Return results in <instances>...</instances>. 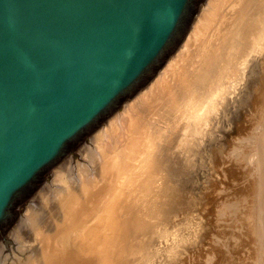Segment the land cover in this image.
Masks as SVG:
<instances>
[{
  "label": "rangeland",
  "instance_id": "1",
  "mask_svg": "<svg viewBox=\"0 0 264 264\" xmlns=\"http://www.w3.org/2000/svg\"><path fill=\"white\" fill-rule=\"evenodd\" d=\"M260 1L261 0H257V1L253 0L251 2V4H249L247 6V8H245L246 7L245 4H247V1H246V3L244 1L242 4H240L238 10L235 9L236 11L235 10L231 11V9L234 7V5L233 6L231 5V3L234 2L232 0H229V2H228V0H218V2L215 0H209L208 1L207 6L203 10V12H205L207 10L206 13H208V11H209L211 13L212 17H210V15L208 14L209 17H207V19L204 20V22L206 24L203 22L204 24L202 25V29L200 31L202 34L201 33H198L200 35L197 34L196 41H195L196 45L193 44L191 46V50H190L191 53L186 60L187 62L184 64L183 67L179 68V71L181 73L180 75H178L179 81L177 78H175L176 76L170 78V80H167V77L169 75L168 76L164 75V77L166 79L164 77H162V79L165 81H163L161 79L162 81H160V83L158 84V87L156 86V90L158 91V93H157L158 95L159 94L160 95L165 94L166 93L165 91H167V90H170L172 92L174 91L175 95H174V99H172V100L171 99L169 100V97H164L163 101L159 100V102H161V104L158 103L160 105V109L158 110V114H157L158 116L156 114H154V115L152 114L151 123L149 124V125H151V124L154 125L156 123L155 126L152 125L153 127H152L151 132H150L151 133V136L149 138L150 140H149V143L147 144L149 147H146L145 150H141V152L138 156L133 155L130 157V156H127V154L125 153L126 147L129 145L130 141L132 140V136H133L132 131H129L127 129V124L129 123L130 119H133L135 109L139 107L138 108V110H139L140 108L143 107V105H140L139 101L137 104V100H139L138 99L139 97H138L135 101H133L132 103H130L127 106V108L128 107H130V108L134 107L133 110L131 109L132 110L131 112L130 111H129V113L125 112L127 110V108H126L125 111H123V113L119 119H116V120L111 122V124L116 129L109 131L106 127L100 133V135L102 134V138L101 139L96 138L93 141V146L87 147V149L84 150L83 153L81 154L80 159H77V161L75 163H69L66 166L57 170L59 172L62 171L63 177H61L60 179H56V177L54 176L55 179L53 178L51 185L48 187V189L35 202V204H33L31 206V208H30L31 212L30 211L27 212L25 220H24L23 224L21 225V228L15 233L14 238L12 237V235L6 236V239L9 241L7 244L8 249L4 245H2L0 247V264H36L35 259L37 257L45 256L46 253L51 252V251L54 253H56V251H57L58 254H56V255H61L59 253L63 252V250H64L63 247L66 244L65 242L70 243V241H71V242H73V244H82L85 237H87L85 235H88V233L93 230V228L96 226L99 218H104V222H105V215H107V216L110 215V217H112L118 223L117 224V231H116L118 244L116 243V245L114 247L112 246L113 248H109V249L106 248V250L104 248V249H101L100 252L95 253L93 255H90L89 258H87L84 261V263H82V264H93L94 260H95L94 264H167V262H170L168 264H172L173 262L175 264H178L179 262H177V261L180 260V257L182 258L180 260L181 261L180 264H182V262L184 264L185 263L186 264H188V263L189 264H204V263L205 264L206 263L207 264H243L242 260L244 259L243 261H245L246 259H248L247 258L248 256L249 257L251 256L252 259L255 258L253 254L248 252L249 248L247 247V244L249 245V247L254 246L253 250L258 251L260 246L256 245V244H260V243H258L257 239H254L257 237H254L251 234H248V232L245 229V226H243L244 228H242V226H241V225H243L242 220L247 213L248 205H246V203H248V202H246L244 199L241 201L238 200L234 196L235 191H231V192H233V194H231V192L226 191V190L230 189V187L227 189H226V187L229 184V180L231 181L233 178L229 177L228 183L226 182L227 185H224V183H225L224 178L222 176H219L220 177L219 178L217 176L218 174L214 175L215 173L213 172V170L216 167L213 165V163H212V166L210 164V162H213V161H211L213 158V152L211 150H210V152H208L206 148L202 149V151H200V150H201V148H203L202 146H204L206 144V142L207 143L209 142V140L211 141L214 139L215 144L213 143L214 144V145H212L213 148L215 146H218L220 143L221 144L223 143L222 141L219 142L217 140L218 138L220 140L223 139L224 142L227 140L231 141V142H229V141L225 142V144L223 143L224 146L220 144L221 146L219 148L220 149L222 148L220 150V151H222L224 149L223 147L228 148L227 146H229V148L225 152V154L227 156L226 155L225 156H226V159L229 160L231 163V167L233 168L231 171L233 173H236L237 175H240V177H242L240 180H237L236 183L232 182V183H234V185H232V188H234V186H235V189H238V188H241L240 190L246 189L245 185L243 187H241L243 185V183L245 182L244 178H243V172L242 171L246 172L247 174H249V172H250L249 175H251L252 173L256 172V170L258 168L256 165H257V161H258V151L260 149V147H259L260 146L259 145L260 144L259 132L263 131V130L257 131L258 129H256L255 127H253L251 129V127L248 125V123H250V122H248L249 120H246L247 123H245L244 127L242 128L243 132L241 131L242 135L243 136L245 135V136H244V138L242 137V139H241L240 138L241 136L239 137L238 136L239 134L237 135L236 133L238 132L237 128L239 126H243V125H239L238 127L236 126L237 128L234 127L235 125H237V123H236V121H234L232 119L233 115L230 116L231 119L233 120V122L229 117H226V118L221 117V115H220V112L222 111L221 105H220V103L217 104L218 102H221V101H219L221 99H218L217 96H219L220 98H223L222 92L220 94L219 88L222 87L223 84H221V83L224 82L225 79L227 78V77H225L228 75V71H229V69H227V67L230 68L229 64H228V62H229L228 57L230 55V49L228 48V41H229V39H231L232 32L234 29H236V27H239V25H241V24H243L242 26L246 25L247 21H250V19L248 17H250V16L256 17L255 15H256L258 10H259V12L261 11V9H262V11H264V2H263L264 0L262 2H260ZM260 4L263 6H261ZM243 6H245V7H243ZM254 7H256V8H254ZM227 11H229V12L231 11L233 13H231V16H230L228 22L225 24V26H223L222 29L219 30L220 25L222 24L221 21H223L222 19L225 16V12H226V15L228 13ZM200 20H202V19H200ZM225 20H226V18H225ZM205 32H206V34H205ZM226 51L227 52L229 51L228 54ZM232 52H231V56H232ZM201 53H204V54L202 56H199ZM213 60H214V62H213ZM207 61H208V63H207ZM173 62H174V60H173ZM172 63H170V65ZM170 65H168V66H170ZM181 66H182V64H181ZM176 67H174V68H176ZM230 70H232V69L230 68ZM222 72H223V75H222ZM184 75H186V76L183 78L182 76H184ZM221 77H223L224 79H222ZM219 78L222 79V81H220ZM173 79H175V80H173ZM165 82H166V84L168 82V88H167V85L165 84ZM245 83L247 85V81H245V82L243 81L241 85L244 86V89L245 88H247V89H245V91L242 92V90H244V89H242L243 88L242 87L241 89H239V91H240L239 93L242 94V93L247 92L249 94L246 96V98L243 95V103L241 104L242 106L240 105V107H239L237 101H235L237 103L235 105L240 110L243 108L242 109L243 113L245 111L248 112L247 109L250 108L251 100H250V97L249 98H247V97L250 96V94L252 92L255 93V96H254L255 98L252 97L254 102L257 101V99H259L261 96H264V78L259 80V82H256L255 85L253 86V88L250 87V89H249L248 85L247 86L245 85ZM213 87L215 88V91L213 90ZM216 89L218 90L220 95L218 94ZM216 100H218V102ZM198 101H200V102H198ZM196 104H198V105H196ZM215 104H216L217 108H213V106L215 107ZM233 104L234 103L232 102V107H233ZM136 106H138V107H136ZM232 107H230V109L232 111H234V109H235V112H236V109H238V108L233 107L234 109H232ZM208 108L211 109V111ZM228 108H229V106H228ZM207 109L209 112H206ZM217 109H219V111L220 110L221 111L216 112ZM212 110H213V112L214 111L215 112L213 113ZM200 111H202V112L200 113ZM198 112H199V115L201 114L200 119L196 118V116L200 117L199 115L196 114ZM222 112H221V114H222ZM209 113L214 114L213 119H211ZM136 114H137V112L135 113V115ZM164 114L166 117L163 116ZM205 115H207L206 118H205ZM215 116L216 117L219 116L218 117L219 119L221 117V120H219L220 121L219 123L221 125H219V128L217 126L216 129H214L215 125H217V123H215V119L218 120V118H215ZM145 118H149V116L147 115V117L145 116ZM233 118H234V116H233ZM163 119H165V120H163ZM193 120H194V123L196 122V124L193 123ZM207 121H209V123ZM200 122H201V124H200ZM205 122L207 124H205ZM212 122H214V123H212ZM140 123H142V120L139 122V125H140ZM187 123H189L188 126H187ZM197 123H199V124H197ZM230 123L233 126H230L231 125ZM203 124H204V126H203ZM210 124H211V126H209ZM207 126H209V127L207 128ZM220 126H222L223 128H220ZM185 127L189 130H186ZM195 127H197L198 129ZM202 127L205 130L204 132H203V130H201ZM182 128L183 129L185 128V131H183ZM192 128L194 130V134H193V131L191 130ZM208 129H210V130H208ZM233 129H235V130H233ZM217 130L220 132H218ZM230 130H233V131L230 132ZM177 131H179L181 140H179V142H178V139H176L175 140L176 143L175 142L173 143L172 141L174 139L172 137H174V135ZM189 131L192 134V137H189V138H192V139L194 138L193 140L191 139V142L193 143V141H194V143L196 144V146L194 148L196 151L195 152L196 154L194 153V155H195V157L196 156L200 157V158H198V157L195 158L193 155V157H194L193 161L194 162H191V163L192 164L195 163V165L197 163L200 164L201 156H199V155L201 154L202 155V159H201L202 161L205 159V157L208 160L211 159L210 161H208L209 165H210L211 169L213 166L215 167V168L213 167L214 169L212 171H210L211 170L210 168H208L209 170H207V168H206L207 163L206 164L204 163L206 161H204V162L201 161V163H204V164H202V166L204 165V169L207 170V171H205L203 169L205 171V173H204L201 165H198V168H196L195 165L193 164L194 167L196 168V170L199 169L198 174L200 176H203L204 174L206 175L210 171V173H212V175H213L212 176L213 179L215 176H216L215 178L218 177L216 180L217 181L219 180V181L218 182L216 181V183H217L216 184L215 179L213 180L211 178V175H208V177H210V179L212 181H214L213 183H211L212 181L208 179V181L210 182L209 188H207L208 184H206V183L205 184L203 183V185H202L201 181L204 179L200 176L199 177L197 176V174H196L197 171L194 174H190V173L188 174L186 172V173H184L185 176H183V174L182 175L180 174L177 176L174 175L176 178L179 177L177 179L172 178V177H174L172 173L171 174H170V172L168 173L167 169L170 166L167 164H170V162L173 159H176V158H173V159L170 158V155L173 153L172 152L170 154V148H172V151L175 150L174 151L175 157H176L177 151H179L178 152L179 155H177V156L179 157L182 155V157H183L184 153L182 151V147H183L182 144L185 143L183 141V139H184L183 137L186 136L187 132H189ZM197 131H199V135H197L198 133L195 134ZM200 131H202V133L205 135L203 137L205 144L203 143V145H202V141H201L202 140V134L200 133ZM181 132H183V134ZM190 132H189V134H190ZM163 133H164V135H163ZM197 136H198V138H197ZM220 136H223V137H220ZM215 139L218 141V143H219L218 145L216 144ZM224 139H227V140H224ZM97 140H98V143L96 144L95 141H97ZM186 140L187 139H185V141ZM197 140H199L201 142H199ZM171 143L173 145L170 147ZM187 143L188 142H186V144H184V147H183L184 149H186V147L188 148ZM227 143H229V145H226ZM198 144H201L202 146L198 145ZM178 146L180 147V150H179ZM192 146H194V145H192ZM159 148L160 149L162 148L161 151ZM176 148H177V150H176ZM214 149L216 150V148H214ZM214 149H213V151H214ZM155 150L157 153L155 152ZM197 151L199 152V155L197 154ZM217 151H219V149ZM217 151H215V153ZM203 154L204 155L208 154L210 156V158L206 155L204 156ZM203 156H204V159H203ZM114 157L119 158L121 162L118 165V168L113 167L114 173L112 175V172H109L110 168L108 165V161H110ZM132 158L136 161H134ZM196 159H197V161H196L197 163L195 162ZM133 161H134V163H133ZM130 162H132V163H130ZM130 164L132 166L129 167ZM154 165H155V167H154ZM164 168H165V170H164ZM158 169H160V170H158ZM187 169H189V167ZM162 170H164V173L165 172L167 173L166 174L167 177L163 172L162 173L164 175H162V173H161ZM248 170H250V171H248ZM252 170L253 171L255 170V171L252 172ZM214 171H216V170H214ZM155 172H156V174H154ZM160 173H161V175H160ZM219 174H220V171H219ZM156 175H157V177H155ZM236 176H234V177H236ZM154 177L157 179H155ZM192 177H193V179H192ZM221 177L223 178L222 180H220ZM198 178H201V181H198ZM256 178H257V176H256ZM121 179H123V181ZM174 179H175V181H173ZM206 179H207V177H206ZM206 179L203 182H205ZM250 179H252V177H248L246 182H249ZM160 181H161V184H158V183H160ZM166 181H168V184H169V182H171L172 185H175V189L173 188V186H172V188L169 187L171 185V183L169 186H165V185H168ZM155 182L157 183L158 187H157V185L154 184ZM163 182L164 183L166 182V183L164 184ZM173 182H175V183H173ZM220 183H223V184H220ZM211 184H212V186H211ZM246 184H248V183H246ZM82 185H86V186L88 185V187H90V189H89V191L87 190V191L83 192L84 193L83 195H85V198L82 199V201L79 205H81V208L85 205L88 206L87 209H85V210L91 209V210H89V213L91 215L89 213L87 214L89 216H86L87 218L85 217V219H87V220H85L86 221L85 223L81 222V223L77 224V226L80 225L84 229L80 230L82 228H78V230H80V232L72 231V232H74V234H73L70 230H68V226H67L68 221L65 217L66 214L64 213V210H65V208H67L69 206V204L71 202V199H72V193L71 192L74 193L75 190L78 191ZM115 185H117V187ZM220 185H222V186L224 185L223 188L224 187L225 188L223 189ZM161 186L163 188H161L160 190L164 189L165 191L162 190V192H161L158 189ZM190 186H191V188H190ZM229 186H231V182H230ZM164 187H166V188L169 187V188L166 189ZM214 187H216V188L220 187V188H218V189L215 188L216 190H213L214 193H212L211 191H212V189H214ZM109 189H110V193H108ZM205 190L209 191V193L210 192L212 193L211 196H213L215 198V199L213 198L214 199L212 201L213 203L215 201H217L216 198H218V201H219V199H220L219 196H221L225 193L224 195H227V196H224V195H223L224 197L221 196L220 201L219 202L217 201V203L221 204L219 208L223 207V209L225 208L224 209L225 211L226 210L228 211V209H229L232 212L231 211L225 212L224 210H223L224 213L221 210H218L221 212V214H219L218 211H217V214L215 212H211V211H216V209L218 208L217 203H214L215 206L214 205L212 206L213 203L211 205L209 204V206H212L213 208L212 207L208 208V203H211L210 202L211 200H209V198L212 199V197H210L209 193H207ZM223 190H224V192H223ZM155 191H156V193L160 192L161 195L164 196V198H163V196H159L160 194H158V193H157V195H158L157 196L154 193ZM177 191H178V193H177ZM215 191H217V193H219L221 195L217 194ZM163 192H165V195L168 194L167 195L168 198H166V196L163 194ZM205 193H207L208 194L207 196H209L208 199L206 198V196H204L206 198L205 201L208 202V200H209L208 203L207 202L205 203V201H204V203H202L203 202L202 200H204V198L202 196H203V194L205 195ZM68 194L70 196L66 197ZM174 194L176 196L175 198L173 196ZM253 194H254V196H253ZM253 194L251 196L255 197V195H257L258 192L255 191V193H253ZM169 195L171 198H169ZM178 195H180V196H178ZM229 195H231V196H229ZM129 196H130V199H128ZM156 196L158 198L159 197H162V198L160 200L159 199L157 200ZM131 197H132V199H131ZM151 199H152V201H153V199L154 200L156 199L155 200L156 203L152 202ZM163 199H166V202L165 201L164 202L166 204H168L165 207L166 211H164V213H163L162 209L161 210L158 209V208H160L159 204L164 205V203L162 201ZM196 199H197V201H196ZM172 200H173V203H172ZM193 200H195V203ZM200 200H201V202H200ZM222 200L226 203H224ZM143 201H149L150 204L152 203V208L150 207L151 205L149 204L150 206L147 205V206H149V208H151L150 210H148L149 212H146L145 214H140V213H142V209L140 210V206H141ZM174 201H176V202H174ZM170 203H171V206L169 205ZM175 203H177V204L175 205ZM196 203L199 205V207H197L198 205ZM201 203L203 205H201ZM172 204H173V206L174 205L175 206L173 207ZM204 205L210 211L209 210L207 211V209H205ZM245 205H246V208H245ZM157 206H158V208H157ZM189 206H190V208H189ZM195 206H196L197 211H195V208H194ZM202 206H204V207H202ZM167 207L169 208L168 210H167ZM170 207H173V208H170ZM185 207H187V208H185ZM214 207H217V208H214ZM108 208H109V210H108ZM202 208H204L205 210H203ZM93 209L97 213L93 212ZM152 209L153 210L156 209V211H153ZM157 209L160 210V213H162L161 215H160V213H158L159 211L157 212ZM200 209L202 210V212L205 211L206 215L203 213L205 216L210 214V216L212 217V214H213V215H215V217L213 216L214 218H219V217H216V215L222 216V213H223V215L226 213V215H224L222 217L220 216V218H223V220L220 218L217 219V221L222 220L224 222L223 223L222 221H220V223H221L220 224V223H218L219 222L218 221L217 223L220 224V226L216 223L215 219H214V221H212L213 218H211V217L206 218L204 216L207 219L206 221L209 222V220H210L211 224L216 223V225H217V227H216L215 224H214L215 226H213V224H212V226L214 228L216 227L219 232H217V229H213L212 226H210V230H209L208 225H207L208 222L206 224H204V225H206V228H207L206 229L205 227H203V229L204 228L206 229L205 233L207 235L209 233L212 234L211 237L208 235L209 237L206 238L205 236L201 235L200 232H204V231H201L202 227H201V229L200 228L196 229L200 225H202L201 221L204 220V218H202L203 216L201 218L200 217L198 218L199 215L197 213H199ZM211 209H213V210H211ZM107 210H108V212H107ZM169 210H173V211L170 212ZM191 210L192 211L194 210L193 212H196V214L193 213L195 215H192V216H194V218H198L199 220L194 219L193 217L192 218L189 217V216H191L190 214H192ZM176 211H178L180 213H178ZM181 211H184V212H181ZM187 211L188 212L190 211V212L187 213ZM206 211L209 213H207ZM112 212H116L117 214L115 213V215H113ZM202 212L200 211L201 215H202ZM24 213L22 214L23 217H24ZM92 213H93V215L96 214L95 215L96 217L93 216ZM98 213L100 214V216L97 218V216L99 215ZM170 214L172 215V217L170 216ZM146 215H149V216L145 217ZM183 215H184V217H183L184 220L181 219ZM169 216L172 219L169 218ZM187 216H188V219L190 218V220L194 219L193 220L194 222H192V220L191 221L188 220V222H191V224L194 223L195 226H198V225L199 226L198 227L194 226L195 229L192 228L193 226L187 222ZM90 217L92 218L93 222L91 221ZM141 217L144 219H142ZM224 217L225 218L227 217L228 220L225 219ZM95 218H97V219H95ZM130 218L131 219L135 218L134 219L135 221L133 220V222L131 224H129V227L133 229L132 232L135 234V237L133 238L134 240L131 239V236L127 237V225L129 223ZM164 218H165V220H164ZM146 219H147V221H146ZM149 219H151V220H149ZM185 219H186V222H185ZM125 220H127L128 223ZM195 220L199 221L200 223L199 224L197 223V225H196L197 221L195 222ZM244 220H245V218H244ZM35 221L36 222L39 221L38 225L41 228L43 234L40 237L37 236L38 240L35 241L34 244H31L32 240H36V236L34 235V227H33L36 225ZM88 221H89V223H88ZM148 221L150 224L148 223ZM204 221H202V222H204ZM135 222H137L138 226H137V224H134ZM141 222H143V223L141 224ZM145 222H146V224H144ZM175 223H177V224L175 225ZM181 223H183V224H181ZM186 223L188 224L189 227L186 225ZM132 224H134L136 226H134V225L132 226ZM139 224H141V225H139ZM143 224L145 226L147 225L149 229L147 228V226L146 227L143 226ZM179 224H181V225H179ZM182 225H184V226H182ZM177 226H179V227H177ZM136 227H139V228H136ZM175 227H176V229H175ZM190 227H191V229L189 230L190 231L189 232L188 229ZM218 227H220V230ZM183 228L184 229L188 228L187 230L186 229L185 230L187 232H189V235L187 234L188 237H190L189 240H191V244L192 243L194 245L196 244L195 246L192 245V247L190 248L191 249L190 251H188V248L191 246L190 244H188V243H190V241L187 239L186 231ZM140 229H141L142 233L140 232ZM182 229L184 230L185 234H183ZM193 229H194V231H193ZM234 229H236V231H238V232H236ZM239 229H241V230L239 231ZM67 230H68V232H67ZM138 230H139V232H138ZM144 230L146 232H143ZM164 230H166V231H164ZM195 230H196V232L200 230V232L199 233L197 232L198 234H196ZM212 230H215V231H212ZM223 230L224 231L226 230L225 231L226 234H228L227 231H229V232L231 231V232L226 237V235L224 234L225 232L223 233ZM234 231L236 232V234ZM242 231H246L247 234L249 235V237L247 234H246L247 237L242 235V234H244V232H242ZM104 232L106 234H108L107 229ZM191 232L195 233V234L193 233V235L196 236V238L192 237L193 235L190 234ZM214 232H216V233H214ZM233 232H234L235 236L233 235ZM239 232H241V233H239ZM220 234H221V236H220ZM240 234H241L243 239L240 237ZM181 235H182V237L186 236L185 239H187V240H184L183 244H185L184 242H187V246L190 245L189 247H186V244H185V248H184V246H181V243H182L181 241L184 239V238L182 240L178 239L181 237ZM223 235H224V239L222 240ZM237 235H239V236H237ZM213 237H216V238H214L215 239L214 241H212ZM230 237L233 240L230 239ZM198 238L201 239L202 241L204 239V241L202 242L203 244L200 242L201 240L199 241L200 243H197ZM247 238H249V239H247ZM251 238H253V239H251ZM39 239H40V241H39ZM128 239L129 240L131 239L129 243H127ZM194 240L197 242H195ZM234 240H235V242H233ZM29 241H30V244H29ZM205 241L206 242L208 241L210 244L208 245V243H206ZM213 242L215 244L216 243H218V244L214 245ZM220 242H222L221 244H222V247H224V249H222L221 245H220L221 249H219V243ZM47 244H49V245H47ZM61 244H63L62 245L63 247L61 246ZM178 244L180 245L179 247H177ZM201 244L203 245L204 251L202 252V250H203L202 249L200 252H198L199 250L197 251L196 247H197V245L200 246ZM232 244H233L232 247H234L233 249L231 247ZM170 245H172V248L169 247ZM202 245H201V247H202ZM204 245H206L205 248H204ZM243 245H244V247H243ZM56 246H58V247H56ZM193 246H194V249H193ZM256 246H258V247H256ZM181 247H183V248L181 249ZM201 247L200 248L198 247V248L201 249ZM208 247L210 248V250L207 249ZM237 247L239 248V250H237ZM227 248L229 250H230V248L232 249L230 252H232L233 256L231 255V253L228 251ZM47 249H49V250H47ZM175 249H180V250L184 251V253L182 251H180L181 252L180 253L178 250V253H180V255H179L176 252L177 250H175ZM192 249H193V251H192ZM211 249L215 250V252H218V251H221V253L223 252L222 254L224 256L221 253H219V255L215 253L212 256V254H211L212 250ZM233 250H234V252H233ZM102 251H103V253L101 254ZM205 251H207V252L205 253ZM167 252H169V253H167ZM186 252H188V254ZM189 252H190V254H189ZM192 252H194V254ZM209 252H211V253H209ZM248 253H249V255H247ZM184 254H186L187 256H185ZM199 254H200V258H201L200 260H198ZM220 254L222 255L221 257H220ZM100 255H102V257H100ZM176 255H178V256H176ZM195 255H198L197 259L195 258L196 257ZM203 255H204L203 260L206 262H204L202 260ZM209 255L211 257H207ZM217 255L220 258H218ZM169 256H171V257H169ZM175 256H176V258L174 259ZM183 256H185L184 259H183ZM189 256H191V257H189ZM166 257H169L167 259H172V258L173 259L171 261L170 260L168 261L166 259ZM55 258H56V256L54 255V257L52 258V260L49 263L50 264H57V261H59V259L55 260ZM194 258H195V260H194ZM91 260H93V261H91ZM174 260L175 261L177 260V261L175 262ZM193 260H194V263H193ZM208 260H210V263L208 262ZM254 261L253 260L250 261L251 262L250 264H254V263L256 264L257 260L255 259Z\"/></svg>",
  "mask_w": 264,
  "mask_h": 264
},
{
  "label": "water",
  "instance_id": "2",
  "mask_svg": "<svg viewBox=\"0 0 264 264\" xmlns=\"http://www.w3.org/2000/svg\"><path fill=\"white\" fill-rule=\"evenodd\" d=\"M203 2L0 0V247L51 171L177 49Z\"/></svg>",
  "mask_w": 264,
  "mask_h": 264
},
{
  "label": "bare ground",
  "instance_id": "3",
  "mask_svg": "<svg viewBox=\"0 0 264 264\" xmlns=\"http://www.w3.org/2000/svg\"><path fill=\"white\" fill-rule=\"evenodd\" d=\"M208 1L209 0H204V2H203V4L201 5V7L199 8V10L197 11V13H196V15H195V17H194V19L192 20V22H191V24H190V26H189V28H188V31H186V34H185V36L183 37V39H182V41H181V43H180V45L177 47V49L170 55V57L160 66V68L157 70V72L151 77V79L140 89V90H138L131 98H129L127 101H125V103L123 104V106H122V108L118 111V112H116V113H114L113 115H111L106 121H104L103 123H102V125L100 126V128H98L93 134H92V136L90 137V139H89V141L87 142V143H85V144H83V145H81L78 149H77V151H76V153L74 154V156L73 157H69L67 160H65L63 163H62V165H60V166H58V167H56L55 169H53L52 171H51V173H50V178H49V180L46 182V184L42 187V189L35 195V197L33 198V200L30 202V204H28V207L25 209V213H24V217L23 216H21V218L18 220V222L16 223V225H15V227L13 228V230H12V233L10 234V235H12V237L14 238V235H15V233L21 228V225L23 224V222H24V220H25V217H26V214H27V212L28 211H30V208H31V206L33 205V204H35V202L42 196V194L48 189V187L51 185V182H52V180H53V178H54V176L56 177V179H60L61 177H63L62 176V171L61 172H59V171H57L58 169H60V168H62V167H64V166H66L67 164H69V163H75L76 161H77V159H80V157H81V154L83 153V151L84 150H86L87 149V147H90V146H93V141L96 139V138H102V134L100 135V133L107 127V129L109 130V131H111V130H113V129H116L112 124H111V122L112 121H114V120H116V119H119L120 118V116L122 115V113H123V111H125V109L127 108V106L130 104V103H132L133 101H135L138 97V99L139 100H137V104H138V101L140 102V105H143V107L142 108H140L139 110H138V106H136V107H138V108H136L135 109V112H134V116H133V119H130V121H129V123L127 124V129L129 130V131H132V140L130 141V143H129V145L126 147V150H125V153L127 154V156H133V155H139L140 154V152H141V150H145L146 149V147H149L147 144L149 143V138H150V136H151V129H152V127L153 126H155V124L153 125V124H151V125H149L150 123H151V119H152V114L154 115V114H158V110L160 109V105L159 104H161V102H159V100L160 101H163V98L164 97H169V100L171 99H174V95H175V93H174V91L172 92V91H170V90H167V91H165L164 93L165 94H157L158 93V91L156 90V86L158 87V84L160 83V81H162L163 79H162V77H164V75H169L168 77H167V80H170V78H172V77H174V76H176L175 78H179L178 77V75H180L181 73H180V71H179V68L180 67H183L184 66V64L187 62L186 60H187V58L189 57V55H190V53H191V46L193 45V44H195V41H196V37H197V34L198 33H201L200 31H201V29H202V25L205 23L204 22V20H206L207 19V17H209L208 16V14L210 15V17H212L211 16V13L208 11V13H206L207 12V10L205 11V12H203V10L206 8V6H207V3H208ZM215 1H217L218 2V0H215ZM232 1H234V2H232L231 3V5L233 6L234 5V7L231 9V11H233V10H238V8H239V6H240V4H242L244 1H245V3H246V1H247V4H245V6H243V7H245V8H247V6L249 5V4H251V2L253 1V0H232ZM257 1V0H256ZM263 0H261L260 2H262ZM228 2H229V0H228ZM255 2V1H254ZM264 2V1H263ZM262 4V3H261ZM260 4V5H261ZM255 5V4H254ZM261 6H263V5H261ZM220 7V6H219ZM258 7V6H257ZM254 8H256V7H254ZM221 9V8H220ZM216 10V9H215ZM235 10V11H236ZM248 10V9H247ZM229 12V11H227L228 13H227V15H226V12H225V16H224V18L222 19L223 21H221V25H220V28H219V30L220 29H222V27L223 26H225V24L228 22V20H229V18H230V16H231V13H233V12ZM234 11V12H235ZM251 11V10H250ZM257 11V10H256ZM203 12V13H202ZM244 12V11H243ZM247 12V11H246ZM223 13V12H222ZM236 13V12H235ZM240 13V12H239ZM252 14V13H251ZM248 15V14H247ZM256 17H252V16H250V17H248L249 19H250V21H247V23H246V25H244V26H242L243 24H241V25H239V27H236V29H234L233 30V32H232V35H231V39H229V41H228V48L230 49V55H229V62H228V64H229V67L232 69V70H230V68H228L227 67V69H229V71H228V75L227 76H225V77H227L226 79H225V81L224 82H220L221 84H223L222 85V87L221 88H219L220 90V94H221V92H222V97L223 98H220L219 96H217V98L218 99H221V100H219V101H221V102H218V100H216L217 102V104H219L220 103V105H221V110L223 111H221L222 112V114H221V112L219 111V109H217L216 110V112L217 111H219L220 112V115H221V117H223V118H226V117H229L230 119H231V117L230 116H234V118H233V116H232V119L234 120V121H236V123H237V125H235L234 127H238L239 125H243V126H239L238 128H237V130H238V132L236 133L241 139H242V137L244 138V136L242 135V133H241V131H242V128L244 127V124L245 123H247V121L246 120H249L248 122H250V123H248V125L251 127V129L253 128V127H255L256 129H258L257 131H259V130H263V131H260L259 132V139H260V149H259V151H258V161H257V170H256V172H254L253 170H252V172H254V173H252L251 175H249L250 174V172H249V174H247L246 172H244V171H242L243 172V178H244V183H243V185L241 186V187H243L244 185L246 186L245 188L246 189H244V190H240L241 188H238V189H235V186H234V188H232V185H234V183H232V182H235L236 183V181L237 180H240L242 177H240V175H237L236 173H233L231 170L233 169L232 167H231V163H230V161L229 160H227L226 159V154H225V152L227 151V149L229 148V146H227L228 148H226V147H223L224 149L222 150V151H220L221 149L219 148L221 145H223L224 146V144H225V142H231L230 140H227V139H224V140H227V141H223V139L222 140H220L219 138L217 139L219 142L220 141H222L223 143L220 145L219 143H218V141L215 139V141H216V144L218 145V146H215L214 148H216V150L213 148V146L212 145H214L215 143H214V139L213 140H209V142L207 143L206 141V144L204 143V140H203V137L205 136L203 133H202V131H200V133L202 134V145H203V143L205 144L204 146H202L201 144H198V145H201L203 148H201V150L200 151H202V149H204V148H206L207 149V151L208 152H210V150L213 152V158H212V160L211 161H213V162H210V164H211V166H212V163H213V165L217 168H215L214 166V168L212 167V169H211V167H210V165H209V162L208 161H210V160H208L206 157H205V159H204V156L206 155V156H208L209 158H210V156L208 155V154H203L204 156H203V161L201 160L202 159V155L200 154L199 155V152L197 151V154L199 155V156H201V159H200V164L199 163H197L196 161H197V159L195 160V162L197 163L196 165H195V163H193L194 165H195V167L196 168H198V165H201L202 166V164H206L207 163V165H206V168H207V170H209L208 168H210L211 170L210 171H212L213 169L214 170H216V171H214L213 170V172L215 173H213L214 175H216V174H218L217 176L219 177V176H222L223 178H224V185H227V183H228V180H229V177H232L233 179L230 181L229 180V184H230V182H231V186H229V184L227 185V187H226V189L227 188H229L230 187V189H228V190H226L227 192H231V191H235V193H234V196L238 199V200H245L246 202H248V203H246V205H248V208H247V213H246V215H245V220H244V218H243V225H241L242 226V228H244L243 226H245V229H246V231L248 232V234H251L252 236H254V237H257V238H254V239H257V241H258V243H260V244H256V245H259L260 247H259V250L258 251H255V250H253L254 249V246H251V247H249V245L247 244V247L249 248L248 249V252H250L251 254H253L254 255V259H252V257L250 258L249 256L247 257L248 259H246L245 261H243L242 260V263L243 264H250L251 262L250 261H254L255 259L257 260V262H256V264H264V96H261L259 99H257V101H253V98H255L254 96H255V93H251L250 94V96H248L247 98H249L250 97V100H251V105H250V108L249 109H247L248 110V112H244L243 113V111H242V109L240 110L235 104H237L238 103V105H239V107H240V105L243 103V95L245 96V98H246V96L249 94V93H247V92H245V93H239L240 91H239V89H241L242 87V89H244V86L243 85H241L242 84V82L244 81H247V85H248V87H249V89H250V87L251 88H253V86L255 85V83L256 82H259V80H261L262 78H264V11H262V9H261V11L259 12V10L257 11V13H256V15H255ZM245 17V16H244ZM225 18H226V20H225ZM242 18V17H241ZM246 18V17H245ZM200 19H202V20H200ZM198 22V23H197ZM204 22V23H203ZM235 22V21H234ZM245 23V22H244ZM197 24V25H196ZM206 24V23H205ZM227 26V25H226ZM204 27V26H203ZM227 28V27H226ZM232 28V27H231ZM224 29V28H223ZM232 30V29H231ZM204 31V30H203ZM213 31V30H212ZM218 31V30H217ZM202 34V33H201ZM205 34H206V32H205ZM231 34V33H230ZM198 35H200V34H198ZM208 35V34H207ZM229 36V35H228ZM223 37V36H222ZM198 39V38H197ZM227 39V38H226ZM203 42V41H202ZM206 43V42H205ZM196 45V44H195ZM212 45V44H211ZM203 46V45H202ZM193 48V47H192ZM222 48V47H221ZM233 51V52H232ZM203 52V51H202ZM227 52V51H226ZM229 52V51H228ZM228 52H227V54H228ZM231 52H232V56H231ZM199 53V52H198ZM204 53H201L199 56H202ZM214 55V54H213ZM215 56V55H214ZM231 56V57H230ZM227 59V58H226ZM173 60H174V62H173ZM173 62V63H172ZM212 62V61H211ZM213 62H214V60H213ZM225 62V61H224ZM170 63H172L171 65H170ZM207 63H208V61H207ZM181 64H182V66H181ZM168 65H170V66H168ZM178 65V66H177ZM231 65V66H230ZM168 66V67H167ZM177 66V67H176ZM213 66V65H212ZM224 66V65H223ZM227 66V65H226ZM174 67H176V68H174ZM167 68V69H166ZM214 68V67H213ZM166 69V70H165ZM188 69V68H187ZM165 70V71H164ZM219 70V69H218ZM185 73V72H184ZM183 73V74H184ZM201 74V73H200ZM227 74V73H226ZM172 75V76H171ZM222 75H223V72H222ZM186 75H184V76H182L183 78L185 77ZM224 77V76H223ZM223 77H221L222 79H224ZM165 78V77H164ZM182 78V79H183ZM162 79V80H161ZM166 79V78H165ZM220 79V78H219ZM222 79H220V81H222ZM251 79V80H250ZM173 80H175V79H173ZM249 80V81H248ZM163 81H165V80H163ZM178 81H179V79H178ZM208 81V80H207ZM219 81V80H218ZM163 83V82H162ZM165 84H166V82H165ZM171 84V83H170ZM174 84V83H173ZM172 84V85H173ZM193 84V83H192ZM200 84V83H199ZM214 84V83H213ZM167 88H168V82H167ZM245 85H246V83H245ZM246 85V86H247ZM251 85V86H250ZM213 86V85H212ZM171 87V86H170ZM195 87V86H194ZM207 87V86H206ZM220 87V86H219ZM166 88V89H167ZM210 89V88H209ZM245 89H247V88H245ZM245 89L244 90H242V92H244L245 91ZM248 89V90H249ZM172 90V89H171ZM213 90L215 91V88L213 87ZM217 90V89H216ZM162 91V90H161ZM208 91V90H207ZM217 92H218V90H217ZM161 93V92H160ZM212 93V92H211ZM215 93V92H214ZM218 94H219V92H218ZM219 94V95H220ZM171 97V98H170ZM253 97V98H252ZM190 98V97H189ZM203 98V97H202ZM201 98V99H202ZM157 99V100H156ZM182 99V98H181ZM204 99V98H203ZM168 100V101H169ZM235 101H237V103L235 102ZM248 101V100H247ZM198 102H200V101H198ZM232 102L234 103L233 104V107L234 108H238V109H236V112H235V109L232 107ZM159 103V104H158ZM191 103V102H190ZM240 103V104H239ZM196 105H198V104H196ZM204 106V105H203ZM213 106V105H212ZM228 106H229V108H228ZM242 106V105H241ZM230 107H232V109H234V111H232L231 109H230ZM134 108V107H133ZM133 108H130V107H128L127 108V110L125 111V112H127V113H129V111L131 112L132 110H133ZM211 108V107H210ZM213 108H217V106H216V104H215V107L213 106ZM219 108V107H218ZM245 108V107H244ZM132 109V110H131ZM196 109V108H195ZM209 109V108H208ZM208 109H207V111L206 112H209L208 111ZM229 109V110H228ZM170 110V109H169ZM176 110V109H175ZM210 111H211V109H209ZM204 111V110H203ZM137 112V114L135 115V113ZM173 112V111H172ZM202 111H200V113H201ZM205 112V111H204ZM212 112H213V110H212ZM215 112V111H214ZM213 112V113H214ZM213 113H209L210 114V117H211V119H213V117H214V114ZM166 114V113H165ZM165 114L163 115V116H165ZM168 114V113H167ZM181 114V113H180ZM197 115H199V112L198 113H196ZM213 114V115H212ZM147 115L149 116V118H145V116L147 117ZM151 115V116H150ZM201 115V114H200ZM199 115V116H200ZM217 115V114H216ZM158 116V115H157ZM187 116V115H186ZM185 116V117H186ZM166 117V116H165ZM174 117V116H173ZM207 117V115H205V118ZM219 117V116H218ZM218 117H216L215 116V118H218ZM221 117H220V119L218 118V120L217 119H215V123H217V125H215V127H214V129H216L217 128V126H218V128H219V125H221L219 122V120H221ZM164 118V117H163ZM179 118V117H178ZM196 118H201V116L200 117H198V116H196ZM154 119V118H153ZM195 119V118H194ZM204 119V118H203ZM202 119V120H203ZM210 119V118H209ZM231 119V120H232ZM142 120V123H140V125H139V122ZM163 120H165V119H163ZM226 120V119H225ZM233 120H232V122H233ZM188 121V120H187ZM199 121V120H198ZM201 121V120H200ZM208 123H209V121H207ZM231 122V123H232ZM169 123V122H168ZM184 123V122H183ZM193 123H194V120H193ZM212 123H214V122H212ZM211 123V124H212ZM230 123V124H231ZM111 124V125H110ZM164 124V123H163ZM179 124V123H178ZM188 124L189 123H187V126H188ZM194 124H196V122L194 123ZM197 124H199V123H197ZM200 124H201V122H200ZM205 124H207L206 122H205ZM211 124L209 125V126H211ZM226 124V123H225ZM229 124V125H230ZM109 125V126H108ZM153 125V126H152ZM176 126V125H175ZM174 126V127H175ZM186 126V127H187ZM195 126V125H194ZM193 126V127H194ZM198 126V125H197ZM203 126H204V124H203ZM209 126H207V128L209 127ZM214 126V125H213ZM230 126H233L232 124L230 125ZM167 127V126H166ZM180 127V126H179ZM185 127V128H186ZM199 127V126H198ZM206 127V126H205ZM185 128L183 129V131H185ZM195 128H197V127H195ZM201 128V127H200ZM220 128H223L222 126H220ZM232 128V127H231ZM160 129V128H159ZM158 129V130H159ZM198 129V128H197ZM171 130V129H170ZM186 130H189V129H187L186 128ZM192 131H193V134H194V130H193V128L191 129ZM201 130H203V132L205 131L204 129H203V127H202V129ZM208 130H210V129H208ZM233 130H235V129H233ZM233 130H230V132L231 131H233ZM218 131V130H217ZM226 131V130H225ZM190 132V131H189ZM189 132H187V134H186V136H184L182 139H183V141L185 142L184 144H186V142H188L187 144H188V148L186 147V149H184L183 147H184V144H182L183 145V147H182V151H183V157H182V155L181 156H177V155H179L178 154V152L179 151H177V153H176V157H175V155H174V151H172V148H170V158H176V159H171L172 161L170 162V164H167V165H169L170 167H168V173L170 172V174L172 173L173 174V176L174 175H182L183 174V176H185L184 175V173H190V174H194V173H196V171H197V176L199 177L200 175L198 174V170H196V168L194 167V165L191 163V162H194L193 161V158L195 157V155H194V153L196 152L195 151V146H196V144L194 143V141H193V143L191 142V139L192 138H189V137H192V134H191V132H190V134H189ZM218 132H220V131H218ZM222 132V131H221ZM229 132V133H230ZM243 132V131H242ZM159 133V132H158ZM182 134H183V132H181ZM198 133V134H197ZM228 133V132H227ZM226 133V134H227ZM234 133V134H235ZM195 134H197V135H199V131H197ZM200 134V135H201ZM214 134V133H213ZM223 134V133H222ZM221 134V135H222ZM225 134V135H226ZM235 134V135H236ZM244 134V133H243ZM100 135V136H99ZM163 135H164V133H163ZM167 135V134H166ZM224 135V134H223ZM229 135V134H228ZM109 136V135H108ZM209 136V135H208ZM216 136V135H215ZM227 136V135H226ZM230 136V135H229ZM161 137V136H160ZM182 137V136H181ZM200 137V136H199ZM220 137H223V136H220ZM174 140L172 141L173 143L175 142V140L176 139H178V142H179V140H181V138H180V134H179V131H177L176 133H175V135H174V137H172ZM196 138V137H195ZM197 138H198V136H197ZM225 138V137H224ZM239 138V139H240ZM99 139V140H100ZM163 139V138H162ZM169 139V138H168ZM185 139H187L186 141H185ZM194 139V138H193ZM192 139V140H193ZM201 139V138H200ZM199 139V140H200ZM230 139V138H229ZM232 139V138H231ZM199 140H197V141H199ZM103 141V140H102ZM201 141H199V142H201ZM101 142V141H100ZM95 143L97 144L98 143V140L97 141H95ZM176 143V142H175ZM214 143V144H213ZM173 144L171 143L170 144V147L172 146ZM192 145H194V146H192ZM226 145H229V143H227ZM225 145V146H226ZM181 146V145H180ZM163 147V146H162ZM179 147V146H178ZM160 149V148H159ZM162 149V148H161ZM161 149H160V151H161ZM167 149V148H166ZM184 149V150H183ZM213 149H214V151H213ZM219 149V151H217ZM176 150H177V148H176ZM179 150H180V147H179ZM167 151V150H166ZM215 151H217L216 153H215ZM155 152H156V150H155ZM165 152V151H164ZM163 152V153H164ZM211 152V153H212ZM157 153V152H156ZM161 153V152H160ZM166 153V152H165ZM182 153V152H181ZM203 153V152H202ZM196 154V153H195ZM218 154V155H217ZM143 155V154H142ZM156 155V154H155ZM193 155H194V157H193ZM211 155V154H210ZM226 155V156H225ZM143 157V156H142ZM178 157V158H177ZM185 157V158H184ZM198 156H196L195 158H197ZM169 158V159H170ZM198 158H200V157H198ZM133 159V158H132ZM140 159V158H139ZM178 159V160H177ZM134 160V159H133ZM161 160V159H160ZM177 160V161H176ZM128 161V160H127ZM130 161V160H129ZM134 161H136V160H134ZM134 161H133V163H134ZM139 161V160H138ZM201 161L202 162H204V161H206V162H204V163H201ZM120 159L119 158H113V159H111L110 161H108V165H109V168H110V170H109V172H112V175H113V173H114V168L113 167H115V168H118V165L120 164ZM130 163H132V162H130ZM130 166H132L131 164L129 165V167ZM162 166V165H161ZM166 166V165H165ZM189 167V169H187L188 167ZM154 167H155V165H154ZM186 167V168H185ZM185 168V169H184ZM201 168V167H200ZM163 169V168H162ZM183 169V170H182ZM204 169V165L202 166V170ZM252 169V168H251ZM158 170H160V169H158ZM164 170H165V168H164ZM164 170H162L161 171V173L163 172L164 173ZM194 170V171H193ZM205 170V169H204ZM203 170V171H204ZM207 170H205V171H207ZM125 171V170H124ZM145 171V170H144ZM201 171V170H200ZM199 171V172H200ZM205 171H204V173H205ZM210 171L208 172V174H204L203 176H200V177H202L204 180L206 179V177H207V179H206V181L208 182H203L204 180H202L201 181V178H198V181H201L202 182V185H203V183L205 184H208V186H207V188H209V185H210V182L208 181V179L209 180H211L210 179V177H208V175H211V178H212V173H210ZM219 171H220V174H219ZM248 171H250V170H248ZM146 172V171H145ZM160 172V171H159ZM202 172V171H201ZM217 172V173H216ZM128 173V172H127ZM161 173H160V175H161ZM162 173V175H166L167 173L165 172L164 174ZM210 173V174H209ZM257 175H256V174ZM154 174H156V172L154 173ZM158 174V173H157ZM239 174V173H238ZM237 175V176H236ZM255 175V176H254ZM195 176V175H194ZM234 176H236V177H234ZM256 176H257V178H256ZM151 177V176H150ZM155 177H157V175L155 176ZM154 177V178H155ZM160 177V176H159ZM166 177H167V175H166ZM165 177V178H166ZM169 177V176H168ZM182 177V176H181ZM196 177V176H195ZM194 177V178H195ZM216 177V176H215ZM214 177V179H215V183H216V179L218 178H215ZM221 177V179L220 180H222L223 178ZM248 177H252V179H250L249 180V182H246V180L248 179ZM172 178H176L175 176L174 177H172ZM177 178H179V177H177ZM176 178V179H177ZM220 178V177H219ZM55 179V178H54ZM149 179V178H148ZM147 179V180H148ZM152 179V178H151ZM155 179H157V178H155ZM167 179V178H166ZM170 179V178H169ZM168 179V180H169ZM192 179H193V177H192ZM213 179V178H212ZM213 179V180H214ZM122 181H123V179H121ZM181 180V179H180ZM155 181V180H154ZM163 181V180H162ZM173 181H175V179L173 180ZM212 181V180H211ZM219 181V180H218ZM217 181V182H218ZM152 182V181H151ZM167 182V184H168V181H166ZM165 182V183H166ZM192 182V181H191ZM214 181H212L211 183H213ZM227 182V183H226ZM164 183V182H163ZM164 183V184H165ZM170 183L171 182H169V184L168 185H165V186H169L170 185ZM173 183H175V182H173ZM198 183V182H197ZM214 183V184H215ZM246 183H248V184H246ZM155 185H157V183L155 182L154 183ZM158 184H161V181H160V183H158ZM217 184V183H216ZM220 184H223V183H220ZM223 185V186H224ZM83 186V187H82ZM80 188H79V190L78 191H74V193L73 192H71L72 193V199H71V202H70V204H69V206L67 207V208H65V210H64V213L66 214V219H67V223H68V230H70L71 232L72 231H78V232H80V230H83L84 228H82L80 225L79 226H77V224L78 223H81V222H83V223H85L86 221L85 220H87V219H85V217L86 216H89V215H87L88 213H89V210H91V209H89V210H85V209H87V207L88 206H83L82 208H81V205H79L80 203H81V201H82V199L83 198H85V195H83L84 193V191H89V189H90V187H88V185L86 186V185H82ZM116 187H117V185H115ZM134 186V185H133ZM160 186V185H159ZM163 186V185H162ZM160 187V188H158L159 190L161 189V188H163V187ZM172 186H173V188L175 189V185H172V183H171V185L169 186V187H171L172 188ZM211 186H212V184H211ZM210 186V187H211ZM219 186V185H218ZM222 188H223V186L222 185H220ZM119 187V186H118ZM157 187H158V185H157ZM156 187V188H157ZM169 187H167V188H169ZM155 188V189H156ZM164 188H166V187H164ZM166 188V189H167ZM190 188H191V186H190ZM206 188V187H205ZM216 187H214V189H212V193H214V191L213 190H216V189H218V188H220V187H218V188H216ZM225 188V187H224ZM223 188V189H224ZM179 189V188H178ZM116 190V189H115ZM133 190V189H132ZM154 190V189H153ZM162 190H164V189H162ZM162 190H160L161 192H162ZM194 190V189H193ZM221 190V189H220ZM230 190V191H229ZM165 191V190H164ZM192 191V190H191ZM196 191V190H195ZM206 191V190H205ZM204 191V192H205ZM218 191V190H217ZM217 191H215L216 193H217ZM255 191H257L258 192V194L257 195H255V197H252L251 195L253 194V193H255ZM145 192V191H144ZM173 192V191H172ZM188 192V191H187ZM203 192V193H204ZM207 193H209V191H206ZM210 192V193H211ZM219 192V191H218ZM223 192H224V190H223ZM226 192V193H227ZM108 193H110V189H109V191H108ZM146 193V192H145ZM156 195H157V193L158 194H160L159 196H163V195H161V193L160 192H157L156 193V191L154 192ZM168 193V192H167ZM176 193V192H175ZM177 193H178V191H177ZM207 193H205V195L203 194V198H204V200H202L203 202L202 203H204V201H205V199L207 198L208 199V197L209 196H207L208 194ZM209 193V195H210V197H212V199L211 198H209V200H211L210 202L211 203H208L209 202V200H208V202L207 201H205V203L207 202L208 203V208H210V207H212L213 205H214V203H217V201H218V198H216V200L217 201H215L214 203L212 202L215 198L213 197V196H211L212 195V193L210 194ZM221 193V192H220ZM70 194V193H69ZM67 195L66 197H68V196H70V195ZM152 194V193H151ZM163 194L165 195V192H163ZM170 194V193H169ZM194 194V193H193ZM217 194H219V193H217ZM223 194V193H222ZM225 194V193H224ZM223 194V195H224ZM231 194H233V192H231ZM168 195V194H167ZM167 195H165L166 196V198H168V196ZM219 195H221V194H219ZM223 195H221V196H223ZM158 196V195H157ZM156 196V197H157ZM174 196V198L176 197L175 196V194L173 195ZM178 196H180V195H178ZM204 196H206V198L204 197ZM217 196V195H216ZM221 196H219L220 197V199H221ZM224 196H227V195H224ZM223 196V197H224ZM229 196H231V195H229ZM253 196H254V194H253ZM218 197V196H217ZM253 199H252V198ZM155 198V197H154ZM162 197H157V200L159 199H161ZM163 198H164V196H163ZM169 198H171L170 197V195H169ZM178 198V197H177ZM214 198V199H213ZM128 199H130V196H129V198ZM131 199H132V197H131ZM220 199H219V201H220ZM236 199V200H237ZM137 200V199H136ZM156 200V199H155ZM155 200L153 199V201H152V199H151V201L152 202H155ZM186 200V199H185ZM201 200H200V202H201ZM225 200V199H224ZM163 201V203H164V205L163 204H159L160 205V208H158V206H157V208L158 209H162V211H163V213H164V211H166V209H165V207H166V205H168V204H166L165 202H166V199H163L162 200ZM165 201V202H164ZM194 201V203H195V200H193ZM192 201V202H193ZM196 201H197V199H196ZM218 201V202H219ZM223 201V200H222ZM168 202V201H167ZM174 202H176V201H174ZM224 202V201H223ZM156 203V202H155ZM172 203H173V200H172ZM201 203V205H203ZM213 203V204H212ZM224 203H226V202H224ZM229 203V202H228ZM51 204V203H50ZM136 204V203H135ZM150 203H149V201H143L142 202V204H141V206H140V210L142 209V213H140V214H145L146 212H149L148 210H150L151 208H152V203L149 205ZM177 203H175V205H176ZM197 204V203H196ZM195 204V205H196ZM209 204L211 205L212 204V206H209ZM219 203H217V207L219 208L220 207V205L221 204H219ZM230 204V203H229ZM228 204V205H229ZM110 205V204H109ZM140 205V204H139ZM147 205H149L151 208H149V206H147ZM163 207H162V206ZM170 206H171V203L169 204ZM174 205V206H175ZM186 205V204H185ZM184 205V206H185ZM188 205V204H187ZM198 205V204H197ZM207 205V204H206ZM246 205H245V208H246ZM172 206H173V204H172ZM173 206V207H174ZM205 206V205H204ZM204 206H202V207H204ZM215 206V205H214ZM98 207V206H97ZM139 207V206H138ZM162 207V208H161ZM173 207H170V208H173ZM181 207V206H180ZM183 207V206H182ZM197 207H199V205L197 206ZM201 207V206H200ZM217 207H214V208H217ZM229 207V206H228ZM106 208V207H105ZM156 208V207H155ZM179 208V207H178ZM185 208H187V207H185ZM189 208H190V206H189ZM195 208V211H197L196 210V206L194 207ZM208 208H206V206H205V209H207V211L209 210ZM213 208V207H212ZM216 209V211H211V212H215L216 214H217V211L218 210H221L222 212H223V210L225 209H223V207H221V208H219V209ZM250 208V209H249ZM97 209V208H96ZM95 209V210H96ZM157 209V212L158 213H160V210H158ZM169 208L167 207V210H168ZM184 209V208H183ZM203 210H205L204 208H202ZM227 209V208H226ZM104 210V209H103ZM102 210V211H103ZM108 210H109V208H108ZM108 210H107V212H108ZM153 210V209H152ZM151 210V211H152ZM211 210H213V209H211ZM153 211H156V209H154ZM152 211V212H153ZM170 212H172L173 210H169ZM192 211V210H191ZM194 211V210H193ZM192 211V214H190L191 216H189V217H193L194 218V216H192V215H195L196 214V212H193ZM200 211L202 212V210L200 209ZM200 211H199V213H197L198 215V218L200 217H202V218H204V220L206 221L207 219L206 218H208V217H211L210 216V214H208L207 216H205L206 215V213H205V211H203L202 212V215L200 214ZM206 211V212H207ZM210 211V210H209ZM225 211V210H224ZM227 211V210H226ZM225 211V212H226ZM229 211H231V210H229L228 209V211L227 212H229ZM31 212V211H30ZM93 212H95L94 211V209H93ZM106 212V213H107ZM169 212V213H170ZM176 212H178V211H176ZM175 212V213H176ZM181 212H184V211H181ZM186 212V211H185ZM190 212V211H189ZM188 211H187V213H189ZM232 212V211H231ZM95 213H97V212H95ZM113 213V215H115V213L116 212H112ZM111 213V214H112ZM138 213V212H137ZM166 213V212H165ZM178 213H180V212H178ZM177 213V214H178ZM193 213H195V214H193ZM205 215H204V214ZM207 213H209V212H207ZM218 213L219 214H221V212L220 211H218ZM224 213V212H223ZM223 213H222V216H224V215H226V213L223 215ZM90 214V213H89ZM99 214V213H98ZM117 214V213H116ZM155 214V213H154ZM162 213H160V215H161ZM37 215V214H36ZM91 215V214H90ZM92 215H93V213H92ZM96 214H94L93 216H95ZM105 215V214H104ZM164 215V214H163ZM175 215V214H174ZM182 215V214H181ZM100 216V214L97 216V218ZM117 216V215H116ZM133 216V215H132ZM144 216V215H143ZM147 216H149V215H146L145 217H147ZM156 216V215H155ZM166 216V215H165ZM170 216L172 217V215L170 214ZM169 216V218H171ZM177 216V215H176ZM196 216V217H197ZM206 218H205V217ZM215 217V215H213L212 214V217L211 218H213L212 219V221H214V219H215V221H216V223L218 222V223H220V221H222L223 220V218H220V216H217L216 215V217H219L220 219H222V220H218L217 221V219H219V218H214ZM221 216V217H222ZM232 216V215H231ZM230 216V217H231ZM96 217V216H95ZM109 217V218H108ZM151 217V216H150ZM164 217V216H163ZM168 217V216H167ZM175 217V216H174ZM184 215L182 216V218L181 219H183L184 220ZM87 218V217H86ZM94 218V217H93ZM97 218H95V219H97ZM142 218V217H141ZM166 218V217H165ZM165 218H164V220H165ZM179 218V217H178ZM186 218V217H185ZM198 218H194V219H197V220H199ZM225 218V217H224ZM34 219V218H33ZM90 219H91V221H92V218L90 217ZM89 219V220H90ZM135 218H133V219H131L130 218V220H129V223L127 222V220H125L127 223H128V225H127V237H129V236H131V239H133L134 237H135V234L132 232L133 231V229L132 228H130L129 227V224H131L132 222H133V220H134ZM138 219V218H137ZM140 219V218H139ZM142 219H144V218H142ZM148 219V218H147ZM147 219H146V221H147ZM168 219V218H167ZM172 219V218H171ZM180 219V218H179ZM194 219H191L192 220V222H194L193 220ZM225 219H227V217L225 218ZM94 220V219H93ZM149 220H151V219H149ZM170 220V219H169ZM188 220H190V218L188 219V216H187V222H188ZM190 220V221H191ZM197 220H195V222L197 221ZM202 220V219H201ZM204 220H202V221H204ZM209 220V219H208ZM228 220V219H227ZM135 221V220H134ZM140 221V220H139ZM144 221V220H143ZM201 221V223H202V225H198V226H195V224L193 225V224H191V222H188V223H190L193 227L192 228H194V226L195 227H198V228H196V229H201V227H202V230L201 231H204V232H200V230L199 231H197L198 233L200 232L201 233V235H203V236H205L206 238L207 237H211V235L212 234H206L205 233V231H206V225H204V224H206L208 221H204V222H202ZM211 221V222H212ZM225 221V220H224ZM93 222V221H92ZM184 222V221H183ZM185 222H186V219H185ZM223 222V221H222ZM88 223H89V221H88ZM125 223V222H124ZM126 223V224H127ZM143 222H141V224H142ZM148 223H149V221H148ZM174 223V222H173ZM197 223L199 224L200 222L199 221H197L196 222V225H197ZM210 220H209V222H208V228H209V230H210V226H212V224L210 223ZM216 223H214L215 225H216ZM217 223V224H218ZM224 223V222H223ZM222 223V224H223ZM35 226H33L34 227V235L36 236V240H32V242H31V244H34V242L35 241H37L38 239H37V236L38 237H40L42 234H43V232H42V230H41V228L39 227V221H35ZM117 221L116 220H114L112 217H110V215L109 216H107V215H105V222H104V218H99L98 219V222H97V224H96V226L93 228V230L91 231V232H89L88 233V235H85V236H87V237H85V239L83 240V242H82V244H73V242H71L70 241V243H68V242H65L66 244H65V246L63 247L62 245L63 244H61V246L64 248V250H63V252L62 253H59V254H61V255H56V254H58L57 253V251H56V253H54V252H48V253H46L45 254V256H39V257H37L36 259H35V263L36 264H50L49 262L52 260V258L54 257V255L56 256V258H55V260H58L59 259V261H57V264H82V263H84V261L87 259V258H89V256L90 255H93V254H95V253H98V252H100V250L101 249H104L105 248V250H106V248H113L115 245H116V243H117V236H116V231H117ZM134 224H137V222H135ZM134 224H132V226L134 225ZM141 224H139V225H141ZM144 224H146V222L144 223ZM143 224V226H145ZM150 224V223H149ZM155 224V223H154ZM157 224V223H156ZM177 223H175V225H176ZM181 224H183V223H181ZM181 224H179V225H181ZM213 224V226H215ZM221 224V223H220ZM220 224H218L219 226H220ZM89 225V224H88ZM186 225L188 226V224L186 223ZM32 226V225H31ZM77 226V227H76ZM134 226H136V225H134ZM137 226H138V224H137ZM147 226V225H146ZM145 226V227H146ZM157 226V225H156ZM174 226V225H173ZM182 226H184V225H182ZM212 226V228L213 229H217L216 227H217V225H216V227L214 228ZM76 227V228H75ZM88 227V226H87ZM140 227V226H139ZM139 227H136V228H139ZM177 227H179V226H177ZM181 227V226H180ZM189 227V226H188ZM203 227H205L204 229H203ZM70 228V229H69ZM78 228H82V229H80V230H78ZM147 228H148V226H147ZM146 228V229H147ZM219 228V230H220V227H218ZM237 228V227H236ZM106 229L108 230V234H106L104 231H106ZM143 229V228H142ZM149 229V228H148ZM147 229V230H148ZM155 229V228H154ZM175 229H176V227H175ZM184 229V228H183ZM182 229V232H183V234H185V232H184V230L186 229H188V228H185L184 230ZM191 229V227L188 229V231ZM195 229V228H194ZM194 229H193V231H194ZM64 230V229H63ZM68 230H67V232H68ZM167 230V229H166ZM166 230H164V231H166ZM185 230V231H186ZM235 231H236V229H234ZM241 229H239V231H240ZM65 231V230H64ZM69 231V232H70ZM192 231V230H191ZM212 231H215V230H212ZM226 231V230H225ZM224 230H223V233L225 232ZM234 231V232H235ZM246 231H242V232H244V234H242V235H244V236H246V234H247V232ZM74 232H72L73 234H74ZM138 232H139V230H138ZM140 232L142 233V231H141V229H140ZM143 232H146L145 230L143 231ZM190 232V231H189ZM189 232H187L186 231V236H187V239L189 240V238L190 237H188V235H189ZM196 232V230H195V233L196 234H198ZM217 232H219L218 231V229H217ZM222 232V231H221ZM228 232V234H226V232L224 233L225 235H226V237H227V235H229V233L231 232H229V231H227ZM234 232H233V235H234ZM236 232H238V231H236ZM236 232H235V234H236ZM246 232V233H245ZM172 233V232H171ZM194 233V232H193ZM193 233L191 232L190 234H192L193 235ZM194 233V234H195ZM204 233V234H203ZM213 233V232H212ZM214 233H216V232H214ZM239 233H241V232H239ZM167 234V233H166ZM188 234V235H187ZM247 234V235H248ZM179 235V234H178ZM218 235V234H217ZM216 235V236H217ZM159 236V235H158ZM186 236L184 237H182V235H181V237L180 238H178V239H183L181 242V246H184V248H185V244H186V247H189L190 245V247L188 248V251H190L191 249V247H192V245H194L193 243L191 244V240H189L190 241V243H188V244H190L189 246H187V242H184L185 244H183V241L184 240H187V239H185L186 238ZM198 236V235H197ZM200 236V235H199ZM215 236V235H214ZM220 236H221V234H220ZM235 236V235H234ZM237 236H239V235H237ZM193 238L195 237L196 238V236H192ZM233 237V236H232ZM240 237L242 238V236H241V234H240ZM239 237V238H240ZM247 237V236H246ZM248 237H249V235H248ZM177 238V237H176ZM214 238H216V237H213V239H212V241H214L215 239ZM240 238V239H241ZM130 239V240H131ZM209 239V238H208ZM207 239V240H208ZM224 239V235L222 236V240ZM230 239H232L231 237H230ZM243 239V238H242ZM247 239H249V238H247ZM251 239H253V238H251ZM130 240L128 239V241H127V243H129L130 242ZM134 240V239H133ZM197 240V239H196ZM201 239H199L198 238V242L197 241H195V242H197V243H202L203 241H204V239H203V241L201 240ZM233 240V239H232ZM31 241V240H30ZM30 241H29V244H30ZM39 241H40V239H39ZM63 241V240H62ZM175 241V240H174ZM188 241V242H189ZM193 241V242H194ZM200 241V242H199ZM239 241V240H238ZM244 241V240H243ZM246 241V240H245ZM64 242V241H63ZM171 242V241H170ZM180 242V241H179ZM206 242V241H205ZM226 242V241H225ZM233 242H235V240L233 241ZM237 242V241H236ZM168 243V242H167ZM206 243H208V245L210 244L208 241L206 242ZM222 242H220L219 243V249H221V247H222V244H221ZM227 243V242H226ZM257 243V242H256ZM118 244V243H117ZM203 244V243H202ZM201 244V245H202ZM213 244L214 245H216V244H218V243H214L213 242ZM212 244V245H213ZM238 244V243H237ZM243 244V243H242ZM47 245H49V244H47ZM196 245V244H195ZM194 245V246H195ZM201 245L199 246V245H197V251L198 252H200L202 249H203V245H202V247H201ZM220 245H221V247H220ZM228 245V244H227ZM235 245V244H234ZM113 246V247H112ZM180 245L178 244V246L177 247H179ZM194 246H193V249H194ZM233 246V244L231 245V247ZM239 246V245H238ZM56 247H58V246H56ZM170 248H172V245H170L169 246ZM201 247V249H199V248ZM206 247V245H204V248ZM210 247V246H209ZM207 248L208 250H210V248ZM243 247H244V245H243ZM246 247V246H245ZM256 247H258V246H256ZM176 248V247H175ZM183 247H181V249H182ZM218 248V247H217ZM216 248V249H217ZM229 248V247H228ZM227 248V249H228ZM234 247H232V249H233ZM193 249H192V251H193ZM206 249V250H207ZM215 249V248H214ZM222 249H224V247H222ZM226 249V248H225ZM231 248H230V250L228 249V251L230 252L231 250H232ZM47 250H49V249H47ZM53 250V249H52ZM113 250V249H112ZM125 250V249H124ZM134 250V249H133ZM175 250H177L176 252L178 253V250H179V252L180 251H182V250H180V249H175ZM184 250V249H183ZM212 250V253L211 252H209V253H211L212 254V256H213V254H218L219 255V253H221V251H218V252H215V250H213V249H211ZM218 250V249H217ZM216 250V251H217ZM236 250V249H235ZM237 250H239V248L237 247ZM246 250V249H245ZM166 251V250H165ZM186 251V250H185ZM196 251V250H195ZM204 251V249L202 250V252ZM214 251V252H213ZM227 251V252H228ZM112 252V251H111ZM170 252V251H169ZM169 252H167V253H169ZM175 252V253H176ZM183 253H184V251H182ZM207 251H205V253H206ZM233 252H234V250H233ZM238 252V251H237ZM103 253V251L101 252V254ZM141 253V252H140ZM166 253V254H167ZM174 253V254H175ZM181 253V252H180ZM180 253H178L179 255H180ZM187 254H188V252H186ZM193 254H194V252H192ZM191 253V254H192ZM197 253V252H196ZM204 253V254H205ZM208 253V254H209ZM223 253V252H222ZM221 253V254H222ZM231 253V255H232V252H230ZM236 253V252H235ZM110 254V253H109ZM189 254H190V252H189ZM220 254V257L223 255H221ZM225 254V253H224ZM172 255V254H171ZM185 256H187L186 254H184ZM217 255V256H218ZM230 255V254H229ZM230 255V256H231ZM239 255V254H238ZM247 255H249V253L247 254ZM246 255V256H247ZM176 256H178V255H176ZM176 256L174 257V259L176 258ZM185 256H183V259L185 258ZM194 256V255H193ZM196 257V259H197V256L198 255H195ZM216 256V255H215ZM224 256V255H223ZM233 256V255H232ZM100 257H102V255H100ZM169 257H171V256H169ZM169 257H166V259L167 258H169ZM189 257H191V256H189ZM199 259L198 260H200L201 258H200V254H199ZM207 257H211L210 255L209 256H207ZM219 256H218V258H220ZM227 257V256H226ZM178 258V257H177ZM187 258V257H186ZM193 258V257H192ZM191 258V259H192ZM195 258H194V260H195ZM217 258V257H216ZM224 258V257H223ZM232 258V257H231ZM173 259V258H172ZM172 259H167L168 261L170 260H172ZM182 258L180 257V260H181ZM190 259V260H191ZM204 259V255L202 256V260ZM228 259V258H227ZM234 259V258H233ZM180 260H176L177 262H179L178 264H180L181 263V261ZM194 260H193V263H194ZM206 260V259H205ZM241 260V259H240ZM91 261H93V260H91ZM106 261V260H105ZM175 261V260H174ZM175 261V262H176ZM184 261V260H183ZM192 261V260H191ZM204 261V260H203ZM221 261V260H220ZM228 261V260H227ZM226 261V262H227ZM94 262H95V260H94ZM94 262H93V264H94ZM107 262V261H106ZM111 262V261H110ZM187 262V261H186ZM204 262H206V261H204ZM208 262L210 263V260H208ZM241 262V261H240ZM255 262V261H254ZM147 263V262H146ZM168 263H170V262H167V264ZM172 263V262H171ZM174 263V262H173ZM172 263V264H173ZM191 263V262H190ZM203 263V262H202ZM175 264V263H174ZM182 264H184L183 262H182ZM186 264V263H185ZM189 264V263H188ZM205 264V263H204ZM207 264V263H206ZM255 264V263H254Z\"/></svg>",
  "mask_w": 264,
  "mask_h": 264
}]
</instances>
